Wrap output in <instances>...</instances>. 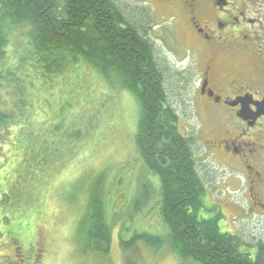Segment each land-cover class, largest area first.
Segmentation results:
<instances>
[{"label": "trees", "instance_id": "trees-1", "mask_svg": "<svg viewBox=\"0 0 264 264\" xmlns=\"http://www.w3.org/2000/svg\"><path fill=\"white\" fill-rule=\"evenodd\" d=\"M131 11L117 0H0V154L5 158L0 168L8 171L0 175L6 186L0 192V221H7L4 209L9 219H20L45 197L35 194V183L43 191L53 189L61 171L83 158L99 134L109 137L124 123L115 102L100 104L116 85L137 106L133 140L140 174L157 180L144 192L148 198L142 197V205L148 204L150 192L157 196V212L177 264H264L262 243L253 258L254 246L223 232L218 215L199 217L205 196L191 141L179 133L173 111L161 110L173 100L169 87L172 92L177 88L145 33L146 14ZM100 84L106 88L102 93ZM72 110L81 111L77 118L84 116L85 124L67 132ZM85 170L89 179L94 170ZM92 181L82 223L87 226L84 248L106 254L102 245L109 243L110 229L93 201ZM69 186L61 183L53 194L58 202ZM141 209L135 207V214ZM127 233L120 239L126 264L137 245L156 248L161 243L160 235ZM18 259L23 262L22 256Z\"/></svg>", "mask_w": 264, "mask_h": 264}, {"label": "rangeland", "instance_id": "rangeland-1", "mask_svg": "<svg viewBox=\"0 0 264 264\" xmlns=\"http://www.w3.org/2000/svg\"><path fill=\"white\" fill-rule=\"evenodd\" d=\"M117 2L127 12H132L131 9L139 13L143 11L149 20L148 22L145 20V33L146 35L148 33L155 49L163 57L172 59L173 55L176 56L178 43L175 42V35L165 30L163 25L155 27L161 21L156 12H150L145 0H117ZM152 24L155 25L151 26ZM168 77L171 78L170 75ZM104 90L106 88L100 84L98 93ZM106 93V97L100 104L102 105L108 99L115 102L122 110L124 123L109 137L104 138L99 134L96 138L98 140L96 145L94 144L91 150L82 152L83 158L77 157L71 169L61 171L51 185L53 189L43 191V188H39V185L35 183L38 186L37 189H33L35 194L39 195L43 192L45 197L36 200L37 204L34 203L33 208L25 215H21L20 219H9L10 214L6 209L1 212L7 221H0V264H126L120 239L121 236H129L127 231L129 233L146 231L152 235H160L158 237L161 239V243L156 248H146L141 244L133 248L135 252L130 251L128 264H177L175 254L167 242V230L161 224L157 212L159 202L157 196L155 198L150 192L148 204L142 205L144 199L148 198L144 192L155 186L157 180L153 176L145 177L139 171L141 159L133 140L138 113L137 106L131 96L117 88L116 85L109 92L106 90ZM182 100L186 103V108L183 109L184 114L178 117H182L186 122L180 131L192 137L194 122L189 120L191 116L190 105L187 106L189 98L176 99V101ZM173 101L175 102V99ZM76 111L72 110L74 114H71L72 118L67 125V132H70L71 126L79 122L82 125L85 124L82 121L84 116L77 118L81 111L78 110V113H75ZM103 114L101 111V115ZM84 129L82 126L81 130L84 131ZM192 147L195 162L199 164L200 170H203V172L200 171V175H203L202 179L206 180L204 186L209 193L205 198L209 197L210 200L207 199V203L209 206L211 202L221 204L220 215L222 217L219 219L221 230L239 237L244 246L245 244L257 246L260 243L264 245V219L246 215L240 207L243 205L242 198L232 192H224V188L220 185L219 173L213 170L211 161L205 159L204 156L199 157L200 147L197 144ZM5 150L4 145L3 152ZM4 159V156L0 154V163L5 161ZM6 167L0 168V175L8 172ZM87 168L95 171L89 179V174L85 170ZM73 178H76L75 183ZM91 180L94 183L91 193L95 196L92 200L97 206L99 205L103 219L110 229L109 243L102 245L103 249H107L106 254H100L98 251H85L84 248V233L87 231V226L86 224L83 226L82 223L87 215V195ZM69 181L74 184L69 186ZM61 183L69 187L61 193L60 202H58L53 194L60 190L58 187ZM140 184L144 185L142 190L139 188ZM4 185L5 182L1 180L0 192L1 189L5 191L6 186ZM216 187L220 188L216 189ZM233 200L239 202L238 205H235ZM226 201L230 204H225ZM135 207L142 208L139 214H135ZM17 247L21 251L23 262L14 257L15 250L13 249ZM185 264L191 263L185 262Z\"/></svg>", "mask_w": 264, "mask_h": 264}, {"label": "flooded vegetation", "instance_id": "flooded-vegetation-1", "mask_svg": "<svg viewBox=\"0 0 264 264\" xmlns=\"http://www.w3.org/2000/svg\"><path fill=\"white\" fill-rule=\"evenodd\" d=\"M145 3L161 21L155 27L163 25L178 43L176 56L163 57L177 88L168 89L175 102L169 100V107L161 110L173 111L179 133L185 135L181 131L186 121L178 115L184 114L186 103L176 99L189 98L194 134L185 136L191 147L197 144L199 157L211 161L224 192L242 198L240 207L246 215L264 219V0ZM194 170L206 196V180L197 162ZM207 199L199 217L220 219V202L209 206ZM255 249L254 245L250 252L253 258ZM20 254L17 247L14 257L21 258Z\"/></svg>", "mask_w": 264, "mask_h": 264}, {"label": "bare ground", "instance_id": "bare-ground-1", "mask_svg": "<svg viewBox=\"0 0 264 264\" xmlns=\"http://www.w3.org/2000/svg\"><path fill=\"white\" fill-rule=\"evenodd\" d=\"M247 243V242H246ZM247 245V244H246Z\"/></svg>", "mask_w": 264, "mask_h": 264}]
</instances>
